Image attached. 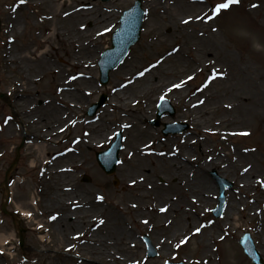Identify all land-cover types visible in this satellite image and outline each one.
I'll list each match as a JSON object with an SVG mask.
<instances>
[{
    "label": "bare ground",
    "instance_id": "bare-ground-1",
    "mask_svg": "<svg viewBox=\"0 0 264 264\" xmlns=\"http://www.w3.org/2000/svg\"><path fill=\"white\" fill-rule=\"evenodd\" d=\"M49 1L50 14L53 17L59 16L61 26L56 24L55 18L43 42L55 39L65 41L63 52L65 61L70 66L68 69H77L78 79L75 84L72 85L73 81L65 76L64 67L56 66L48 50L40 52L38 48L34 49L31 44H27L23 52L18 53L16 48L11 53L12 46L9 45L2 53L4 62L12 67L11 85H19L18 82H21L19 86L30 91L36 75L35 72L29 73L31 65L33 69L37 68L36 65L39 69L43 68L44 75L49 74L54 82L58 81L57 90L43 92L42 104L38 106L40 111L34 110L40 112L37 118L40 123L38 128L32 127L34 129L31 130L34 135L30 143L33 150L30 153L35 151V155L30 167L36 168L38 163L42 162V165L48 168L41 172L35 192L40 198L33 196L31 203L25 201L18 205L24 212L23 215L34 220L35 213L28 208H31V205L38 207V201H42L44 206L38 214L55 208H58V211L69 207L76 209L60 216V225L78 226L83 223L97 226L98 230L95 229L89 239L92 245H96L99 237H103L100 248L103 249L105 258L110 260L108 264H117L116 259L119 257L118 264H133L129 256L132 255L135 241L129 235L130 223L127 214L136 215L138 221L155 230L159 234L158 237H168V241H176L179 237H184L185 240L192 237V250L200 247L205 264H221L220 261L225 264H242L236 259L230 242L225 241L222 244L220 258L216 255L217 248L212 242L223 240L225 236L220 232L232 225L237 226L236 223L241 219L247 221L251 216L259 214L264 220V157L260 156V151L264 152V146L244 148L226 143L232 133L250 128L253 124L262 127L264 134V74L247 59L237 57L224 44L221 34L215 25L208 21L206 15L195 11L188 12L202 6L199 0H173L176 3L173 8L150 3L145 28V32L151 35L149 43H155L157 46L167 43L168 48L164 45L165 49L151 67L140 69L135 61L133 64H127V67L123 68L124 71L119 73L117 70L112 98L107 107L96 121L87 124L81 134L73 139L72 148L54 160L50 156L52 147L47 141H61L65 129L57 122L77 117L75 113L79 114L83 99L98 91L91 65L99 54L98 33H103L104 21L108 17L101 13L95 15L90 10L70 7L72 0ZM79 1L83 3L86 0ZM33 2L34 5H42L39 13L43 20L53 19L51 15H46L44 0ZM254 4L257 7L250 5L249 9L261 10L264 18V3ZM176 8L186 9L187 12L179 13ZM19 9L17 6L12 12L13 23L9 31L13 34L23 28L20 26ZM36 11L31 14L37 16ZM88 19L93 21L91 29L85 28ZM161 22L174 26L177 38L172 43L161 35L158 29L162 26ZM173 49L178 51L174 52ZM158 61L160 62L157 63ZM145 69L148 71L143 76L138 75ZM198 73L202 75V81L194 86L191 81ZM120 75L125 81L119 80ZM213 75L215 79H212ZM56 77L60 79L57 80ZM181 82L183 86L172 87ZM173 90L175 94L181 92L182 97H188L185 105L189 108L187 115L191 116L192 132L195 135H186L178 142L173 139L153 140L156 131L143 122L152 111L154 93ZM33 102L34 100L30 105H33ZM135 103H141L143 107L131 108ZM35 116L32 115L29 119L34 120ZM81 126L83 122L75 128ZM110 128L124 131L123 151L125 150L127 155L124 162L127 167L133 169L134 176L128 177L124 193L121 192L120 195L109 192L107 197H104L93 189L84 187L80 195L73 196L79 184L69 172L77 163L80 164L84 152L103 145L104 138L110 134ZM42 130L47 134H43ZM12 131V126L6 124L1 129V135L11 136ZM215 133L218 135V141L222 143L221 147L205 152L202 161L197 162L198 156L192 153L191 146L195 143H205L207 136ZM41 137L45 139V143L41 141ZM207 167L215 168L220 174L230 178L233 186L227 191L228 200L223 221H209L201 226L195 221L198 212L203 209L200 203L216 193L214 183L205 176ZM24 181L26 180L18 178L14 184L21 185ZM132 181H135V184ZM130 190L133 191V196L128 195ZM256 205L260 212L257 211ZM246 209L248 212H244ZM54 214L55 212L51 215L54 217ZM95 214L99 216L95 217ZM66 216H71L73 220L71 218V222L66 221ZM101 220L103 224L100 223ZM38 223L39 227H43L42 232L47 233L44 222ZM197 228H200L199 232H196ZM255 232L258 237H264V223L257 226ZM15 235V232L10 235L0 233V254L4 255L9 251L11 239ZM114 235L116 237H113ZM41 241L44 242L45 237H41ZM261 244L264 246V238ZM93 248L96 249L95 246Z\"/></svg>",
    "mask_w": 264,
    "mask_h": 264
},
{
    "label": "rangeland",
    "instance_id": "rangeland-1",
    "mask_svg": "<svg viewBox=\"0 0 264 264\" xmlns=\"http://www.w3.org/2000/svg\"><path fill=\"white\" fill-rule=\"evenodd\" d=\"M35 0H0V233L10 235L15 232V237L11 239L10 249L6 254H0V264H108L110 260L106 259L104 256L103 249L100 248L103 241V237H99L96 245H92L90 242L91 233L97 229V226H92V224L80 223L78 226L66 225L61 226L59 222V217L63 216L67 211H75L73 208L69 207L66 210L58 211V208L52 211H46L44 214H38L43 210V202L38 201L40 204L37 206H32L29 211L35 213L34 220L32 218L24 217L23 211L18 208V205L29 201L33 196L37 199L40 198L38 194H35L38 189V183L40 180V175L43 170L48 167H44L42 162L38 163L36 168H31L30 164L32 162V157L35 155V151L30 153L33 148L31 146L32 136L34 132L31 130L39 127L38 114L40 111L38 106L42 104L43 92L56 89L58 81L54 82L51 75H44L43 68H29L30 74H36L35 79L31 84V90H23L21 82L19 85H11V79L13 78L12 67L4 62L3 51L5 47L11 45L12 48L10 52H14L17 48V52H23L27 44H31V47L39 51L49 52L54 58L57 67H64L66 70L65 76L70 77V81H73L72 85L75 84L76 79H78L76 73L77 69H68L70 66L66 63L65 54L63 52V47L65 46L64 40L55 39L47 42H43L44 36L51 29V23L56 18V24L61 26V21L58 20L59 16L53 17L50 14L51 2L49 0H44L46 5V15H51V21H45L40 16L41 6L34 5ZM202 6L200 8H194L188 12L202 13L208 17L213 12V8L216 3L229 2V0H199ZM144 6H146V17L143 26V32L140 41L131 48V51L124 59V61L117 67L118 72L124 71L123 68L127 64H133L137 61L138 67L140 69L151 67L156 61L158 55L165 49L168 48L167 43H163L157 46L155 43H149L151 35L147 34L144 29L146 27V22L148 20V4L158 3L163 4L167 8H173L176 3L173 0H152L147 1ZM134 3V0H109L104 2L102 0H86L81 3L79 0H72L70 7H77L78 9H86L93 11L96 15L103 14L108 18L104 21V30L101 35L97 37V45L99 48V54L95 59V62L91 65L94 73V79L96 86L98 88L97 93L88 95L86 99H83V103L79 108V114L76 118L67 119L65 122L62 120L58 121L57 124L63 125L64 132L61 136L63 138L61 141L58 139H49L48 144L52 147L51 158L57 159L64 153H66L74 145V138L81 134L82 129L87 126V124L96 121L101 112L107 107L110 99L112 98V92L114 88V77L116 70L114 69L110 74V80L107 85H103L100 81L98 60L101 57L102 52L111 45V33L119 24V18L124 9L129 8ZM254 3H264V0H238V2L231 4L226 10L220 12L219 16L216 18L213 16L211 22L217 27L218 33L221 34V38L224 44L234 52L237 57L242 59H247L251 64H254L258 69L264 74V52H256L251 47L252 42L251 36H246L241 34L244 29L238 22L246 23L251 29L259 33L261 39L258 41L262 47H264V18L261 15V10L255 8L249 9V6ZM21 5L18 13L20 14L19 20L23 28H21L17 33L13 34L9 31L10 25L13 23L12 12L17 5ZM37 7V9H36ZM55 8V7H54ZM179 10V13H183V10ZM37 10V16L31 14ZM182 10V11H181ZM165 11V9H164ZM62 17V16H61ZM63 21V19H62ZM93 21L88 19L86 21L85 28L91 29ZM162 25V26H161ZM160 30L161 35L166 38V41L173 42L177 38V34L174 32L175 28L171 24L166 22H161ZM59 26V27H60ZM65 27L67 25L64 24ZM120 73V72H119ZM16 77V76H15ZM17 78V77H16ZM119 80L125 81L122 75H120ZM57 80L60 78L56 77ZM192 82L194 86L198 85L202 81V75L198 73ZM52 80V81H51ZM64 94L65 92L62 91ZM105 93L108 97L106 103L101 106L98 111L93 116L87 115V109L89 106L97 101L101 94ZM152 103V111L147 117L146 121L143 123L150 127L152 130L156 131V136L153 140H169L173 139L178 142V140L183 139L186 135L194 136L195 133L192 132L193 125L191 123V116L187 115L188 107L185 105L187 98L182 97L181 92L174 91H162L159 94L154 93ZM168 97L170 101L177 108V113L175 117L165 116L161 119L160 125H155L152 121L155 118L157 105L161 97ZM72 97H67L71 99ZM33 102V105L30 103ZM34 106H36L34 108ZM143 107L141 103H135L131 108L139 109ZM36 110V111H34ZM36 115L34 120L29 119L30 116ZM83 119V120H82ZM175 121L188 122L190 124L186 131L179 134H169L164 135L163 129L166 127L167 123H172ZM74 122V123H73ZM83 122V126L80 128H75L77 124ZM10 124L13 128L11 136L1 135V129L6 125ZM34 127V128H32ZM245 130H249V134H244ZM262 127L253 124L250 128L241 129L237 133H232L226 143L233 145L235 147H246V148H261L264 146V134L262 133ZM110 134L107 138H104L103 145L97 146L84 152L83 156L80 158V164L77 163L69 175L75 177L76 182L79 187L73 192V196H78L82 193L83 188L93 189L98 195L107 197L110 192L115 195H120L121 192L124 193V188L128 177H133L135 172L132 168L127 167L125 164V159L127 157L125 150L123 151L124 139L122 142V148L120 150V162L114 173L107 174L99 166L96 160V152L105 150L115 139L117 133L120 129L110 128L108 129ZM121 132V131H120ZM243 132V133H242ZM43 134H47L45 130H42ZM43 143L45 139L40 138ZM222 143L218 141V135L209 134L207 136V141L204 143H195L192 147V153L198 156L197 162L202 161L203 154L209 152V150H214L221 147ZM260 156L264 157V152L260 151ZM63 164V163H61ZM11 168V169H10ZM10 169V170H9ZM85 175H89L91 178L89 181L85 180ZM205 176H207L215 185L216 193L210 199L201 201L202 211L198 212L195 217V221L201 226L209 221H216L221 223L223 221V215L220 217H215L212 214V210L218 204V198L224 186V194L226 198L225 209L227 204V191L233 186V182L230 178L220 174L215 168H208L205 171ZM19 179H25L23 184L15 186V181ZM163 181V179H160ZM10 191V196L6 191ZM114 195V196H115ZM129 196H133V191L130 190ZM108 199V198H107ZM6 208L8 212H4L3 208ZM257 211H259L258 205H256ZM27 209V208H26ZM224 209V211H225ZM61 210V209H60ZM31 212V213H32ZM54 214L53 215L51 214ZM248 212V209L244 210ZM100 214V213H99ZM95 214V217L99 216ZM103 215V213L101 214ZM50 216H52L50 218ZM130 225H129V235L134 239L135 245L132 250V255L129 259L133 260V264H166L168 261H182L184 264H205L201 256L200 247L196 250H192L194 243L192 242V237H189L187 241L184 237H179L176 241H168V237H158L159 234L148 227L147 224L140 222L136 219V215L127 214L126 215ZM49 218V219H48ZM71 216H66V221L71 222ZM73 220V218H72ZM137 220V221H136ZM43 221L46 225L47 233H43L42 228H38V222ZM263 220L259 214L251 216L249 220L243 221L242 219L237 222V226L232 225L225 231H221L220 234L224 235V239L212 242L216 246V255L219 257L221 254V245L226 241L232 243L235 253H237L236 259L242 264H253L252 261L243 253V249L239 243L240 237L249 232L254 239L256 248L258 249L260 255L264 259V246H262L261 241L264 237H258L255 226L262 225ZM103 224V223H102ZM17 225L19 229L17 230ZM60 227V230H59ZM20 228L25 229L23 231L24 235V245L21 247L19 245V230ZM96 230V231H97ZM148 234L151 242L156 247L158 255L156 257H147V247L143 240V235ZM41 237H46V241H41ZM113 237H116L115 235ZM179 245V246H178ZM96 247V249L93 248ZM227 250V247L225 248ZM220 258V257H219ZM83 259L89 260L82 262ZM118 259L116 262L118 264ZM220 261V259H219ZM221 264H225L220 261Z\"/></svg>",
    "mask_w": 264,
    "mask_h": 264
},
{
    "label": "water",
    "instance_id": "water-1",
    "mask_svg": "<svg viewBox=\"0 0 264 264\" xmlns=\"http://www.w3.org/2000/svg\"><path fill=\"white\" fill-rule=\"evenodd\" d=\"M140 4H141V0H139V1L137 2V5L135 6L134 9H132L131 11L125 13V16H126V17H128V16H133L135 19H137V22H136L135 25H134V32H133L132 36L130 37V39H128V40L125 42L123 50L120 51V53H119V59L122 58V57L124 56V54L126 53V51H127V49H128V46H129L130 44H132L133 42H135V41L138 39V36H139V33H140L141 21H142V11H141V9H140ZM116 63H117V61H115V62H114V63H113V64H112V65L106 70V72H107L110 68H112L113 66H115ZM106 72H105V75H104V78H103L104 81L107 80V78H106ZM104 100H105V98H103L99 103L93 105L89 113H91V114L94 113L95 110L101 105V103H102ZM120 141H121V137L119 136L117 142L114 143V145H113V147H112V149H111V154H112V156H113L114 159H113V161H112V163H111L110 165L107 166V165L102 161V159H101L102 164L104 165L105 169H106L108 172L113 171V170L115 169V164H116V162H117V155H118V151H119V149H120ZM219 212H220V211H219ZM246 238H248V236H247V237L245 236V237L242 239V243H243V244H246L247 249L249 250V253H251L252 256H253V255L255 254V253H254V250H253L252 246H250V244L247 242V239H246ZM255 255H256V254H255ZM256 262H257L256 264H261V263L259 262V260H256Z\"/></svg>",
    "mask_w": 264,
    "mask_h": 264
},
{
    "label": "snow or ice",
    "instance_id": "snow-or-ice-1",
    "mask_svg": "<svg viewBox=\"0 0 264 264\" xmlns=\"http://www.w3.org/2000/svg\"><path fill=\"white\" fill-rule=\"evenodd\" d=\"M22 2H23V0H22ZM236 2H238V0H229V2H227V3H225V2L216 3L214 8H213V14L218 15L223 10L228 9L232 3H236ZM251 7H257V5L253 4V5H251ZM185 22L187 23V21H185ZM82 27H83V25H82ZM100 34H102V33H98V35H100ZM173 51L174 52L178 51V49H173ZM159 62L160 61H158L157 63H159ZM147 71H148V69H145L144 71L138 73V75L143 76L145 74V72H147ZM220 75H223V73H220ZM189 79H191V77H189ZM212 79H215V75H213ZM181 86H183V82H181L180 84L173 85L172 87L173 88H179ZM201 103H202V101H201ZM123 127H129V125H123ZM132 183L135 184V181H132ZM262 183H264V181H262ZM98 199H102V197H98ZM100 223H103V220H101ZM199 231H200V228H197L196 232H199Z\"/></svg>",
    "mask_w": 264,
    "mask_h": 264
},
{
    "label": "clouds",
    "instance_id": "clouds-1",
    "mask_svg": "<svg viewBox=\"0 0 264 264\" xmlns=\"http://www.w3.org/2000/svg\"><path fill=\"white\" fill-rule=\"evenodd\" d=\"M237 25H240L244 31L241 34L252 37V42L250 47L256 52H264V47L258 42L261 39L259 33L251 29L246 23L238 22Z\"/></svg>",
    "mask_w": 264,
    "mask_h": 264
}]
</instances>
